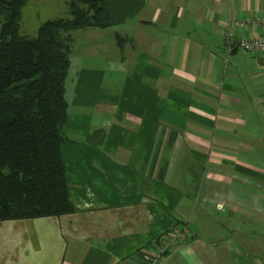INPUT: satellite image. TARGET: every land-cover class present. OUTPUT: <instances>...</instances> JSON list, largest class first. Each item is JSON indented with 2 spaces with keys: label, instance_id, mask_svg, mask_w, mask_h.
Wrapping results in <instances>:
<instances>
[{
  "label": "crops",
  "instance_id": "obj_1",
  "mask_svg": "<svg viewBox=\"0 0 264 264\" xmlns=\"http://www.w3.org/2000/svg\"><path fill=\"white\" fill-rule=\"evenodd\" d=\"M256 17L264 0H145L118 29L72 31L61 153L76 211L0 221V264H263L232 222L253 209L264 60L222 35ZM174 226L190 236L162 252Z\"/></svg>",
  "mask_w": 264,
  "mask_h": 264
},
{
  "label": "trees",
  "instance_id": "obj_2",
  "mask_svg": "<svg viewBox=\"0 0 264 264\" xmlns=\"http://www.w3.org/2000/svg\"><path fill=\"white\" fill-rule=\"evenodd\" d=\"M26 1L0 0V221L76 211L61 153L71 32L121 24L145 0H67L69 17L35 36L19 32Z\"/></svg>",
  "mask_w": 264,
  "mask_h": 264
},
{
  "label": "rangeland",
  "instance_id": "obj_3",
  "mask_svg": "<svg viewBox=\"0 0 264 264\" xmlns=\"http://www.w3.org/2000/svg\"><path fill=\"white\" fill-rule=\"evenodd\" d=\"M66 17H69L67 0H27L21 11L19 32L35 36L42 22ZM110 29L118 28L113 26ZM249 159L244 170L246 180H243L242 186L252 193L253 209L249 219L243 222L237 219L232 224L244 229L247 249L261 258L264 264V149L256 147L250 152ZM235 171L239 172L237 169ZM234 185H240V181L234 180Z\"/></svg>",
  "mask_w": 264,
  "mask_h": 264
},
{
  "label": "built area",
  "instance_id": "obj_4",
  "mask_svg": "<svg viewBox=\"0 0 264 264\" xmlns=\"http://www.w3.org/2000/svg\"><path fill=\"white\" fill-rule=\"evenodd\" d=\"M247 23L252 24L254 27L259 28V32L250 38L238 37L235 35L237 28L244 27ZM222 35L226 42L227 51H232L233 48L238 47L248 53L260 54L264 56V18L256 17L253 19L244 20H225L223 21ZM218 209L223 208V203L219 202L216 204ZM190 236V231L187 227L174 226L162 234L158 240L157 245L163 252L173 242L182 241Z\"/></svg>",
  "mask_w": 264,
  "mask_h": 264
},
{
  "label": "water",
  "instance_id": "obj_5",
  "mask_svg": "<svg viewBox=\"0 0 264 264\" xmlns=\"http://www.w3.org/2000/svg\"><path fill=\"white\" fill-rule=\"evenodd\" d=\"M264 60V56L261 57Z\"/></svg>",
  "mask_w": 264,
  "mask_h": 264
}]
</instances>
